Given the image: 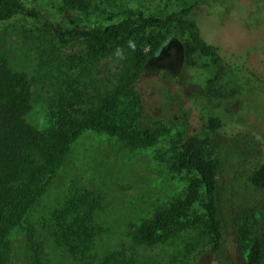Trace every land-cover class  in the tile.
Masks as SVG:
<instances>
[{"label":"rangeland","instance_id":"1","mask_svg":"<svg viewBox=\"0 0 264 264\" xmlns=\"http://www.w3.org/2000/svg\"><path fill=\"white\" fill-rule=\"evenodd\" d=\"M23 1L66 28L106 24L140 12L166 16L195 0H110L89 13L68 10L62 0ZM194 16L204 39L220 47L229 71L224 81L237 88V94L219 100L206 93L204 82L214 67L187 41L171 39L159 53L148 46L150 59L138 87L147 118L163 121L156 141L129 148L106 132L84 131L71 143L42 195L8 234V264H32L36 246L44 264H79L48 229L52 209L76 186L92 190L100 199L96 218L105 231L95 241L94 253L99 256L124 249L134 264L244 263L246 251L229 224L233 217L247 214L264 224V192L248 184L252 167L264 161V0H198ZM154 33L161 38L167 30ZM85 55L81 41L63 46L53 32L28 15L0 22V56L32 77L27 120L38 128L49 123V105L62 76L75 73L83 80L87 75L100 86L118 69L115 61L107 60L98 72L93 69L87 74L82 67ZM207 112L220 115L224 122L213 133V152L221 160L220 199L227 222L223 258L210 251L211 237L200 210L201 217L190 225L162 232L152 245H139L134 233L141 223L185 195L190 178L173 168V150L184 137L202 132ZM200 250L205 252L193 260Z\"/></svg>","mask_w":264,"mask_h":264},{"label":"trees","instance_id":"2","mask_svg":"<svg viewBox=\"0 0 264 264\" xmlns=\"http://www.w3.org/2000/svg\"><path fill=\"white\" fill-rule=\"evenodd\" d=\"M106 1L110 2L62 0L64 8L82 13H89ZM197 3L195 0L166 16L140 12L106 24L61 28L37 9L27 7L23 0H0V22L25 14L39 20L63 46L81 41L86 50L82 67L87 74L93 69L98 72L107 60L115 61L118 67L113 77L100 86L87 75L83 80L74 77L75 73L62 76L58 95L49 105V123L38 128L27 120L32 108V77L0 56V264H8V234L42 195L48 180L67 157L71 143L84 131L106 132L129 148L150 146L156 141L164 124L162 120L147 118L138 87L151 51L159 53L171 39L187 41L201 59L214 67L204 82L206 93L219 100L237 94L238 89L224 81L229 71L220 47L201 35L194 16ZM156 29L167 30L166 36L160 38L154 33ZM129 41L135 44L134 51L127 47ZM148 46L151 51L146 50ZM117 47L123 49L125 59L114 55ZM223 125L220 115L207 112L202 132L184 137L173 150L172 166L189 175L188 188L183 197L160 207L141 223L134 233L139 245H152L162 232L190 225L201 217L197 214L200 210L211 237L210 251L223 258L227 222L220 199L221 160L213 152V133ZM248 184L264 192V161L252 167ZM99 207L100 199L92 190L74 187L51 211L48 229L55 242L76 257L79 264H134L124 249L102 256L94 253L96 238L105 231L96 218ZM231 222L229 226L246 251L243 264H264V224L248 214L235 216ZM35 251L32 264H44L40 247L36 246ZM203 252L200 250L193 260Z\"/></svg>","mask_w":264,"mask_h":264},{"label":"clouds","instance_id":"3","mask_svg":"<svg viewBox=\"0 0 264 264\" xmlns=\"http://www.w3.org/2000/svg\"><path fill=\"white\" fill-rule=\"evenodd\" d=\"M127 47L133 51L135 50V44L132 41L128 42ZM114 55L120 60L125 59L124 51L121 47L115 49Z\"/></svg>","mask_w":264,"mask_h":264}]
</instances>
